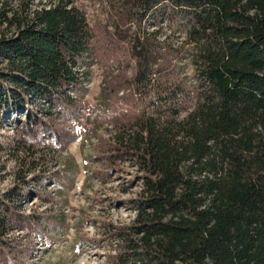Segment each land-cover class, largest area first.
<instances>
[{
	"label": "trees",
	"instance_id": "trees-1",
	"mask_svg": "<svg viewBox=\"0 0 264 264\" xmlns=\"http://www.w3.org/2000/svg\"><path fill=\"white\" fill-rule=\"evenodd\" d=\"M109 1L91 26L70 0H0V128L21 113L28 146L63 149L112 126L107 159L134 167L140 191L109 264H264V0ZM96 63L104 86L88 106ZM23 200L16 187L0 195V264H25L61 225L22 214Z\"/></svg>",
	"mask_w": 264,
	"mask_h": 264
},
{
	"label": "rangeland",
	"instance_id": "rangeland-1",
	"mask_svg": "<svg viewBox=\"0 0 264 264\" xmlns=\"http://www.w3.org/2000/svg\"><path fill=\"white\" fill-rule=\"evenodd\" d=\"M55 1L33 0L35 5ZM70 1L85 14L91 26L95 22L104 24L108 11L112 10V2L108 0ZM135 12L131 20L138 17V11ZM142 26L148 32L157 28L151 20L143 21ZM163 34H168L167 29L161 34L162 39ZM180 64L190 76L193 69L189 60L183 57ZM105 69L101 63L90 68L84 84V101L88 106L100 99ZM81 114L80 121L85 123V111ZM24 117L18 113L13 124L6 118L0 128V195L16 187L24 194L19 207L22 214L44 213L62 218L49 241L33 242L32 253L25 264H109L118 248L115 232L130 226L135 218L130 201L140 191V173L127 163L111 164L107 159L112 126L101 123L93 135L80 134L63 149H41L39 144L28 146L17 131ZM94 118V113L88 116L85 129L94 127ZM27 147L30 150L26 153L23 149ZM56 174L60 182H66L62 184L61 197H53L57 191ZM37 182L40 183L37 185ZM42 188L54 198L52 201L44 203L36 198L34 192H42ZM12 235L24 240L23 231Z\"/></svg>",
	"mask_w": 264,
	"mask_h": 264
}]
</instances>
